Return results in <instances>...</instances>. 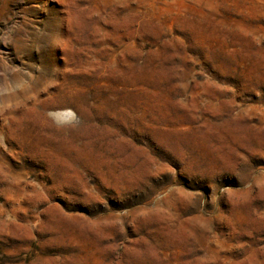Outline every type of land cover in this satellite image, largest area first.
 I'll return each mask as SVG.
<instances>
[{"label": "rangeland", "instance_id": "obj_1", "mask_svg": "<svg viewBox=\"0 0 264 264\" xmlns=\"http://www.w3.org/2000/svg\"><path fill=\"white\" fill-rule=\"evenodd\" d=\"M0 264H264V0H0Z\"/></svg>", "mask_w": 264, "mask_h": 264}]
</instances>
